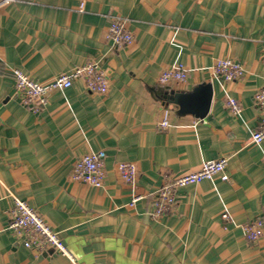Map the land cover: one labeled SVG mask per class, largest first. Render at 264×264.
<instances>
[{
    "label": "crops",
    "instance_id": "0c3cea01",
    "mask_svg": "<svg viewBox=\"0 0 264 264\" xmlns=\"http://www.w3.org/2000/svg\"><path fill=\"white\" fill-rule=\"evenodd\" d=\"M115 15L126 17L132 43L108 38ZM224 57L243 65L241 77L214 74ZM89 61L107 72L106 93L77 77L51 89L38 111L15 95L14 68L42 81ZM176 61L188 67L187 79L161 83ZM201 83L213 85L204 118L179 113L165 98ZM262 87L264 0L0 4V264H73L56 250L26 247L7 228L14 195L59 231L80 264H264V232L250 240L243 231L264 220V140L251 141L264 116L255 100ZM230 96L241 102V115L229 111ZM166 110L169 126L161 128ZM99 149L106 151L103 185L73 180L75 161ZM222 156L228 180L184 185L170 213H151L166 175ZM121 161L137 166L134 184L121 177Z\"/></svg>",
    "mask_w": 264,
    "mask_h": 264
},
{
    "label": "built area",
    "instance_id": "2783aa9c",
    "mask_svg": "<svg viewBox=\"0 0 264 264\" xmlns=\"http://www.w3.org/2000/svg\"><path fill=\"white\" fill-rule=\"evenodd\" d=\"M14 0H0L5 4ZM108 38L114 45L130 44L134 40V34L129 29L127 19L121 15L113 16L108 29ZM212 70L214 74L224 80L231 81L241 77L244 73L243 65L231 58L224 57L215 61ZM16 78L15 95L34 111L40 110L48 101V93L51 89H64L70 87L77 77L84 79L86 86L91 91L106 93L109 90V77L107 72L97 61H89L77 65L73 69L57 74L47 80H35L19 68H14ZM189 74L188 67L181 61L164 69L159 77L161 83H168L171 80L184 81ZM256 105L264 107V87L259 89L255 95ZM229 111L234 115H241V102L233 96L227 100ZM161 128L169 126L168 110L159 123ZM264 140V116L261 119L260 127L253 131L251 141L262 143ZM104 149L93 150L81 155L74 163L71 173L73 180L82 181L95 186H102L105 178ZM228 157L222 156L215 159L204 160L199 169L184 173L178 176L166 175L164 182L156 189L153 199L151 213L153 215L168 214L172 211L177 202L178 188L202 181L220 177L223 180L229 179L227 172ZM118 171L125 182L134 184L137 178V166L131 161L118 163ZM140 195H135L130 202L135 203ZM10 221L8 229L11 230L22 243L29 248L38 250L53 249L70 257L73 264H80L72 255L64 243L60 233L52 227L48 221L27 201L14 195V204L10 209ZM227 218L228 213H223ZM243 231L250 240L258 239L264 232V220L260 217L245 223Z\"/></svg>",
    "mask_w": 264,
    "mask_h": 264
},
{
    "label": "water",
    "instance_id": "95a60500",
    "mask_svg": "<svg viewBox=\"0 0 264 264\" xmlns=\"http://www.w3.org/2000/svg\"><path fill=\"white\" fill-rule=\"evenodd\" d=\"M165 98L168 102L179 106V113L204 118L210 110L213 85L212 83H201L191 91H171L165 95Z\"/></svg>",
    "mask_w": 264,
    "mask_h": 264
}]
</instances>
